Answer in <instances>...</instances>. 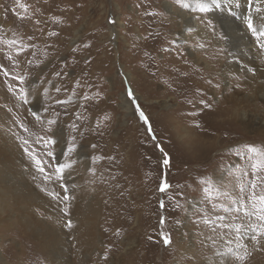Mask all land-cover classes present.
Masks as SVG:
<instances>
[{
	"label": "rangeland",
	"instance_id": "1",
	"mask_svg": "<svg viewBox=\"0 0 264 264\" xmlns=\"http://www.w3.org/2000/svg\"><path fill=\"white\" fill-rule=\"evenodd\" d=\"M165 2L182 10L183 3L195 6L193 0H0V65L15 76H23L26 90L33 85V99L38 102L43 121L30 114L31 99L24 104L17 98L15 89L21 85L0 73V90L9 91V85H14L10 98L20 106V110L13 107L16 113L11 112L13 104L0 102V130L9 134V123L13 129L15 123L25 119L35 123L29 121L26 133L20 128L18 134H9L17 144L19 162L10 170L22 169L25 185L56 213L54 225L59 220L64 230V236H58L65 242L62 264H264V237L260 243L253 242L248 239L250 231L242 241L229 243L228 237L213 244L221 229L213 233L203 219L207 215L222 225L218 217L228 213L223 208L213 211L201 183L210 180L233 198L239 195L238 170L249 164V156L264 159V134L248 132L241 122H236L228 125L235 128L221 136L213 148L189 151L188 132L173 124L178 117L168 116L177 107L172 91L162 93L157 74V63L180 47L174 35L176 26H171L169 15L163 10ZM240 2L241 7L236 9L240 19L223 9H214L212 16L207 14L217 26L216 34L201 23L202 14L193 13L203 33L219 35V57L227 58L228 48L238 44L234 36L247 29L242 19L247 14V0ZM255 7L262 11L252 12L254 26L260 27L264 24V0ZM157 33L162 36L147 58L143 43L148 37H157ZM220 34L225 38H220ZM230 36L234 41L227 40ZM192 43L205 51L202 40ZM208 45L205 46L211 48ZM214 57L210 54L206 59L215 62ZM231 78L237 79L238 86L230 84L229 91L222 94L219 90L221 97L234 93L240 99L249 93L245 80L241 82L240 76ZM227 86L224 82L218 88ZM129 91L135 104L128 97ZM123 94L131 105L129 112L121 103ZM207 97L213 104L217 102L210 94ZM2 98L10 100L6 95ZM56 100L64 103L57 104ZM44 105L51 107L44 111ZM136 105L148 117L149 124L140 118ZM263 106L260 109L264 110ZM49 119L58 120L54 126L58 142L49 146L52 157L44 154L49 149L36 143L38 137L51 134L45 132ZM149 126L155 140L147 131ZM18 135L28 139L36 155L46 161V172L52 173L50 165L57 162L71 163L63 179L45 180L25 154L26 146L20 144ZM70 143L75 151L65 156ZM246 145L257 149V153H248ZM165 155L170 159L168 166L163 165ZM247 171L249 175L243 180L251 178L250 167ZM162 182L170 185L163 192ZM61 184L68 189L66 193ZM0 186L7 189L0 193V264H59L50 253L54 247H48L33 234L37 222L53 224L43 202L31 204L16 197L15 181L6 187L3 180ZM49 192L59 196L53 199ZM64 195L69 196L66 202ZM17 198L19 202H15ZM212 200L228 203L222 197L217 199L215 193ZM62 209L67 210V216ZM25 217L34 221L27 224ZM162 218L164 224L160 223ZM245 219L256 222L254 218ZM69 220L71 228L66 227ZM161 232L170 235L169 246L163 244ZM58 237L52 241H58ZM240 242L247 245L248 255L243 261L228 251L231 247L244 255L245 250L237 247Z\"/></svg>",
	"mask_w": 264,
	"mask_h": 264
},
{
	"label": "bare ground",
	"instance_id": "2",
	"mask_svg": "<svg viewBox=\"0 0 264 264\" xmlns=\"http://www.w3.org/2000/svg\"><path fill=\"white\" fill-rule=\"evenodd\" d=\"M192 5L193 4H191L188 9L182 10L172 5L170 6L167 2L162 4L163 10L169 15L171 26H176V32L174 35L176 36L177 42L180 44V47L174 50L173 55L167 57L164 56L161 62L157 63V74L160 83H162V93L169 94L172 91L173 99L177 104V107L170 112L172 114H168V116L175 115V118L178 117L173 124L188 132L190 137L187 142L189 151L191 149H198L200 151L202 149H208L209 146L210 148H213L221 136L223 137L230 129L233 130V128H235V126L233 128L230 126L229 128L228 125L236 122H241L244 126V130L248 132L264 134V110L260 109V106L264 104V49L260 48L251 33L248 32L247 29H244L234 36L238 44L233 48H228L227 53H229V56L223 58L220 54L221 56L219 57V39L217 38L219 35L216 37L214 35L210 36L209 34L203 33V28H201L193 18V13H195V11H192V8L194 7ZM234 10L236 11V9ZM208 15L212 16V12L208 13ZM261 16H264V14ZM159 30L162 32L161 29ZM145 34H147V32ZM157 34H159L157 37H148L143 43V55L145 54L147 58L148 56H151V49H155V47L157 48V46H155L156 40L158 38L160 39L162 36L161 33ZM194 36H197V39H193ZM232 38L230 36L227 40L231 39L234 41ZM261 39L264 40V37ZM199 40H202V43H204L203 49H205V51L193 46L194 43L192 42ZM205 45L211 46V48H208ZM210 54L216 57H214L215 62L206 59ZM150 59H152V57ZM256 61L257 63H255ZM149 63L150 60L148 61V64ZM249 69H251V71H249ZM11 75L13 74L11 73ZM234 76H240L241 82L242 80H245L246 85L249 86V89H246L249 90V93L247 92L240 99H238L234 93L221 97L220 94L229 91L228 87L230 84L238 86L237 84L239 83H236L237 79L236 81H233L231 78H234ZM125 77L128 80H131L129 75L125 74ZM224 82L227 83L228 86L219 89L218 86ZM240 85L243 88L242 83ZM32 90L33 87L28 91V99L32 100L28 108L33 109L32 111L38 112V102L36 100L34 101ZM219 90L221 92L220 94L218 92ZM0 93V98L2 100L0 102L8 101L9 105L10 103L14 105H10L11 112L15 111L13 107H17V109L20 110V106L13 101L14 99L12 100L10 98V93L12 92H9L6 88H1ZM209 94L212 96V100L215 99L217 101L215 104L208 99L207 96ZM3 95H6L10 100H4L2 98ZM257 99H261L262 102L260 103L259 101H256ZM201 100L204 102L203 104L200 103ZM121 103L123 104L125 111L129 112L131 105L125 94L121 97ZM1 115L0 112V116ZM25 120H21L19 123L23 124L24 127H27L26 125L29 121L31 124L35 125V123L31 121L32 119ZM19 123H15L13 129H11L12 124L9 123V134L13 135L11 131L15 134L19 133ZM9 134H5L0 130V183H3L4 180L7 187V185H11L12 181H15V185L18 188L14 192L16 197L21 198V200L26 199L30 201L31 204L36 203L39 200L43 202L42 205L46 208V212L49 213L51 220H53V224L51 222L47 225L39 221L33 226V234H37L40 239L39 241L44 242V244L46 243L45 245H48V247H54L51 248L54 251L51 250L50 253L54 254V259H56L59 264H62L63 255L61 251L64 250L65 242L58 236L63 237L64 230L61 223H59V220L56 225H54L57 220L56 213L51 207H49L48 202L36 197L33 190L25 185L22 176L23 170L21 169L19 172L14 170V172H11L10 168L18 165L17 163L19 162L17 160V144ZM2 169L5 170L1 172ZM37 178L39 179L40 176H37ZM6 190L7 189L4 190L2 186H0V193H4ZM19 198H17L15 202H19ZM73 205L75 209H77L75 199L73 200ZM25 221V223L29 224L30 222H33L34 219L29 220L25 217ZM78 221L79 218L76 222L78 223ZM56 236L58 237V241H52V238Z\"/></svg>",
	"mask_w": 264,
	"mask_h": 264
},
{
	"label": "snow or ice",
	"instance_id": "3",
	"mask_svg": "<svg viewBox=\"0 0 264 264\" xmlns=\"http://www.w3.org/2000/svg\"><path fill=\"white\" fill-rule=\"evenodd\" d=\"M193 2L195 6L192 8V11L202 14L200 17L201 23H204L207 27H209L214 34H216L217 26L215 22L207 15L208 13H211L214 9H223L228 15L237 19L241 18L240 14H238L234 10L239 9L241 7L240 0H193ZM260 2L261 0H247V14L243 15L242 19L244 24L246 25L248 32H250L251 35L256 39L258 46L264 49V40L261 39L262 37H264V24H261L260 27L257 28L256 26H254L252 16L253 11L257 13L261 12L260 7L254 8V4H259ZM182 7L188 9L190 5L188 3H183ZM261 19H264V17H261ZM53 35H55V33H53ZM220 35L222 39L225 38L223 34ZM10 43L15 42L12 41ZM200 47H203V45H200ZM9 59L11 58L9 57ZM249 71H251V69H249ZM0 73H2L3 76H5L6 78H10L14 81H17L18 84L21 85L18 89H15L16 91H18L17 98L20 99L24 104H29L28 90H26V88L23 86L27 83L25 78L23 76L11 75V73L6 68H4L3 65H0ZM32 87L33 85H28L29 90ZM14 88V85H9L10 92L14 91ZM56 91L59 92L60 89L57 88ZM47 93L48 90L47 88H45L44 94L47 95ZM128 97L133 104L136 103L135 99L133 98V93L131 91L128 92ZM56 103L63 104L64 101L56 100ZM200 103L203 104L204 102L201 100ZM49 107H51V105H44V111H48ZM136 112L145 124H149L148 117H146L144 112L141 111L139 105H136ZM30 114L37 121L43 122L39 112L32 111L30 109ZM57 124L58 120L49 119L47 121V128H45V132L51 134L47 136H40L36 141V143L42 148L49 149L44 153L48 157L53 156V151L50 150L49 146H54L58 142L55 138L56 133L54 130V126ZM72 127L75 126L73 125ZM20 128L23 129V131L25 132L28 131V129L24 127L23 124H20ZM147 131L152 137V139L155 140L156 137L153 135V130L150 126L148 127ZM17 139L20 141V144L22 146H26L24 147L25 154L31 158L37 168V171L44 175L45 180H51L54 177L57 181H60L63 179L65 171L72 167L71 163L57 162L54 165H50L54 169L52 173L46 172V161L40 159L36 155L35 148L30 145L29 140L19 136H17ZM93 147H95V145H93ZM245 147L248 153H257L258 151L250 145H246ZM73 151H75V146L70 143L69 147L65 151V156H67ZM236 154L240 156L241 159L244 158L241 153L238 152ZM248 159L249 164L245 168L238 170L240 172V177L237 178L239 195H237L235 198H233L232 194L228 191H220L217 186H215L210 180L201 181V183L203 184L202 192L205 194V200L212 205L213 211L215 212L218 208H223V211L225 213H228L227 216L221 215L218 217L220 221H223L222 225L215 224V222L211 221L207 215L203 219V222L206 225H209L213 233H216L217 228L221 229L220 233H216V239L213 240V244H215L217 240L225 241L228 237H231V239L227 241L229 243H231L232 241H242V239L247 236L249 231L252 233V235L248 237V239L253 242L260 243V238L264 237V159H252L251 156H249ZM169 164L170 159L167 157V155H165L163 159V165L168 166ZM248 167H250L251 169V178L248 180H243L244 176L249 175L247 171ZM169 187L170 185L162 182L160 191L163 192ZM61 188H63L65 193L68 191V189L63 184H61ZM213 193H215L217 199L222 197L227 200L228 203H214L212 200ZM48 194L50 196H53V199H56L59 196L58 193L53 195V193L49 192ZM62 199L66 202L69 200V196L64 195ZM62 211L65 212L66 216L68 215L66 209H62ZM204 211V209H201V212ZM245 218H254L256 222H248V220H246ZM164 222L165 221L162 218L160 220V223L164 224ZM66 227H72V223L70 220L67 222ZM160 237L165 246H169L172 243L170 235L161 232ZM237 247L245 250L244 255H241L239 251H234L231 247H229L228 249L229 253H234L235 258L237 260H245L246 256L248 255V253L246 252L247 245L243 242H240L238 243Z\"/></svg>",
	"mask_w": 264,
	"mask_h": 264
}]
</instances>
